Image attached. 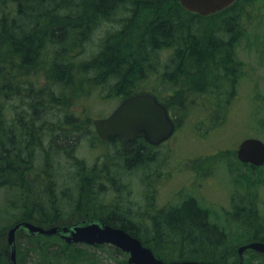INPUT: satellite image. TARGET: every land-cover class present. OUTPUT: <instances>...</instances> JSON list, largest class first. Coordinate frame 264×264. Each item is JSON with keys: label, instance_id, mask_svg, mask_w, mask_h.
<instances>
[{"label": "trees", "instance_id": "trees-1", "mask_svg": "<svg viewBox=\"0 0 264 264\" xmlns=\"http://www.w3.org/2000/svg\"><path fill=\"white\" fill-rule=\"evenodd\" d=\"M263 2L239 0L228 10L205 18L184 10L178 0H0V96L10 99L22 97V89L31 91L25 102L26 125L12 126L0 106V187L14 185L12 193H20L23 201L24 173L16 172V166L31 138L29 126L40 114L41 121L51 118L56 122L58 118L60 123L59 143L53 149L60 170L71 160V170L77 171L59 172L61 188L71 180L67 196L59 198L56 194L49 199L41 194V201H30V208L20 219L49 223L55 212L62 218L71 210L88 207L97 211L94 216L121 227L156 254L163 253L160 258L165 261L222 258L228 251L227 235L209 221V211L194 199L181 207L161 208L156 215L150 214L145 218L148 225L143 227L123 212L119 198L112 201L114 206L97 204L94 197L105 183L99 186L83 180L84 168L73 165L71 155L87 135L93 134L99 144L100 140L92 124L82 128L91 117L72 111L74 104L70 113L69 105L61 101L71 97L74 101L96 98L120 103L136 94L151 93L174 112L177 126L180 118L189 115L188 104L219 119L216 114L222 109V101L240 96L247 64L240 60L237 48L255 29L247 13L255 15ZM40 69L47 73L46 88L34 89L27 84L34 82ZM201 94L209 95L211 105L201 107L206 104L205 96L198 101ZM45 132L48 138L52 130ZM144 143L136 139L112 155V180L133 178L125 165L137 170L146 166L150 155L145 148L150 146ZM35 148L39 151L31 161L42 162L44 149ZM8 159L13 161L11 170L6 169ZM240 205L246 211L248 223H244L255 231L252 241H264V215L258 212L256 202L246 199ZM100 207L112 217L99 213ZM27 241L33 254L43 256L42 248L48 241L45 237L29 236ZM4 242L1 231L0 244ZM18 246V264H22V242ZM46 256L50 257L48 253ZM224 259L234 263L235 256ZM0 264H7L1 251Z\"/></svg>", "mask_w": 264, "mask_h": 264}, {"label": "rangeland", "instance_id": "rangeland-1", "mask_svg": "<svg viewBox=\"0 0 264 264\" xmlns=\"http://www.w3.org/2000/svg\"><path fill=\"white\" fill-rule=\"evenodd\" d=\"M259 6L261 7L259 11L254 12L255 15L247 13L249 24L255 25L253 26L255 29H251L249 37L244 39L237 48L240 60L247 64V76L239 90L240 96L235 100L232 98L222 101V109H219L216 114L220 115L219 119L214 118L212 113L207 114L202 108L188 104L187 109L190 113L180 118L174 136L160 146L148 145L150 147L145 148V152H149L150 159H146L147 163L144 168L127 169L125 165L126 172H131L133 178L124 179L123 182L120 177L112 180V176H109L110 172H114L112 155L122 151L120 144L117 145L113 141L99 144L92 134V137L87 135L81 141L85 142L80 144L72 155L70 150L71 158L74 159L73 165L84 168L83 180L99 186L105 183L103 184L104 189L99 188L97 197H94L95 201H98L97 204L103 202V204L114 206L115 203L112 201L119 198L123 212L135 217V219L132 218L134 222L142 227L148 225L149 221L145 218L150 214L151 216L156 215L161 208L181 207L190 199L196 200L200 208L209 211V221L227 235L225 247L228 251L222 258L208 260L217 264H238L239 247L254 239L255 231H250L244 223L246 221L244 212L246 211H243L239 203L246 199L253 200L259 208L258 212L264 215V166L255 168L242 164L236 156L238 146L243 139L259 137L264 142V2ZM259 6L257 5L256 10ZM42 70L44 69L35 72L38 74L35 75L34 82L27 85L33 86L34 89L46 88L47 73ZM30 92L22 89V97L17 96L10 99L0 96V106L4 107L7 119L13 123H11L12 126L27 124L25 102ZM202 96L206 97V104L201 107L211 105L208 94L198 95V101H202ZM91 99L74 101L70 97L68 100L64 98L61 101L69 105L70 113L71 104H74L72 111L91 117L90 122L83 124L82 128L93 125L95 119L107 117L119 104L116 100ZM172 113L177 119L173 111ZM40 115L39 119H41ZM39 119L31 125L35 127L36 133L41 132L44 135L43 131H40L42 124L51 129L53 120L51 118L42 121ZM56 122L58 123V118ZM59 133L58 128V136ZM49 137H51L50 134ZM67 140V142L71 141V139ZM65 164L66 169L60 170L58 165V172H48L46 176L43 172H33L34 178L30 174H25L23 201L20 193H12L13 187L9 188L7 184L0 187V233L4 232V243H6L5 246L0 244V251L1 256L4 254L7 264H10L8 244L10 228L18 222L33 223L31 220L20 219L22 213L30 208V201L34 199L41 201V194L49 199L56 194L59 198L61 195H68L71 180H66L67 185L61 188L59 172L77 171L71 170V160ZM43 181H46L44 186L46 190H43ZM32 194L35 195L34 198ZM107 199L110 203L106 201ZM24 207L27 208L22 210ZM81 209L84 208L71 210L62 218L59 213L55 212L49 223L34 224L45 228L62 226V224L67 226V223L98 214L96 210L88 207H85L83 211ZM100 210L99 213L112 217L108 211L102 212V207ZM113 214L117 215V212L113 211ZM28 237L24 233L18 234V242H22L24 250L22 264H129L127 253L122 250L117 253L114 246H89L82 243L69 245L56 236L45 237L48 241L42 248L43 256H40L31 252L32 247L28 244ZM47 253L50 257L46 256ZM162 255L163 253L157 254L158 257ZM229 255L235 256L234 263L233 259L227 261L224 259ZM172 261L194 260L172 259ZM245 264H264V254L248 251L245 254Z\"/></svg>", "mask_w": 264, "mask_h": 264}, {"label": "water", "instance_id": "water-1", "mask_svg": "<svg viewBox=\"0 0 264 264\" xmlns=\"http://www.w3.org/2000/svg\"><path fill=\"white\" fill-rule=\"evenodd\" d=\"M238 0H179L182 7L193 14L211 16L231 7ZM94 126L103 141L118 138L127 144L138 138L146 139L152 145H159L170 139L176 124L167 107L160 104L151 94H138L124 100L106 118L94 121ZM237 157L243 164L264 166V142L258 138L243 140L237 150ZM25 229L30 235L51 237L58 235L67 244L88 245L110 244L130 254L129 264H215L199 261H174L166 263L158 259L153 251L122 228L108 225L104 220L89 218L68 226L44 228L28 222L15 225L8 233L10 264L17 262V231ZM253 250L264 254V243L252 242L238 249L239 264H244V253Z\"/></svg>", "mask_w": 264, "mask_h": 264}, {"label": "flooded vegetation", "instance_id": "flooded-vegetation-1", "mask_svg": "<svg viewBox=\"0 0 264 264\" xmlns=\"http://www.w3.org/2000/svg\"><path fill=\"white\" fill-rule=\"evenodd\" d=\"M29 129L31 130V138L28 140L25 151L22 153L20 157V160H19L20 163L16 166V172H23L24 180H25V174H30V176L34 178L33 172H43L45 176L48 174V172H58V161H56V158L53 153V149L56 146L55 143H58L59 141L58 123L53 122L51 129L47 127L45 124H42V129L40 131H43L44 135H42L41 132L36 133L35 127L32 125L29 126ZM51 130H52L51 137H48V138L44 137L46 135L45 131L49 132ZM139 140H143V139L141 138ZM109 141L118 142L121 146L127 145V144H122L117 138L110 139ZM51 143L54 144V147L52 145L50 147ZM36 146L41 147L42 150L44 149V152H45L43 156L44 160L42 162H32L31 161L32 156L39 151L38 148H35ZM50 150L52 152L51 155H50ZM10 151L11 149H9V152ZM12 159H8L6 161L7 170L9 169L11 170L12 168V162H13ZM43 182H44L43 190H46L44 187L46 184V181H43ZM12 187L13 185L9 184V188H12ZM23 189H25V185H23ZM19 233H24L25 236L28 235L24 230H19L18 234ZM18 234H17V237H18ZM261 242L264 243V241H261Z\"/></svg>", "mask_w": 264, "mask_h": 264}, {"label": "bare ground", "instance_id": "bare-ground-1", "mask_svg": "<svg viewBox=\"0 0 264 264\" xmlns=\"http://www.w3.org/2000/svg\"><path fill=\"white\" fill-rule=\"evenodd\" d=\"M149 210H150V209H149ZM236 261H237V260H236ZM236 261H235V262H236Z\"/></svg>", "mask_w": 264, "mask_h": 264}]
</instances>
